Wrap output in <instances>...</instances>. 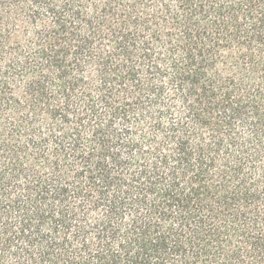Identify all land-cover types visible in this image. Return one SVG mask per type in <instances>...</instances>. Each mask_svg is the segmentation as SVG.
Returning <instances> with one entry per match:
<instances>
[{
  "label": "trees",
  "instance_id": "1",
  "mask_svg": "<svg viewBox=\"0 0 264 264\" xmlns=\"http://www.w3.org/2000/svg\"><path fill=\"white\" fill-rule=\"evenodd\" d=\"M0 264H264V0H0Z\"/></svg>",
  "mask_w": 264,
  "mask_h": 264
}]
</instances>
